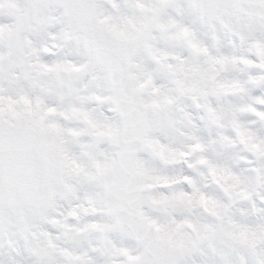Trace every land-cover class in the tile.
Returning <instances> with one entry per match:
<instances>
[{
  "label": "snow or ice",
  "instance_id": "1",
  "mask_svg": "<svg viewBox=\"0 0 264 264\" xmlns=\"http://www.w3.org/2000/svg\"><path fill=\"white\" fill-rule=\"evenodd\" d=\"M0 264H264V0H0Z\"/></svg>",
  "mask_w": 264,
  "mask_h": 264
}]
</instances>
